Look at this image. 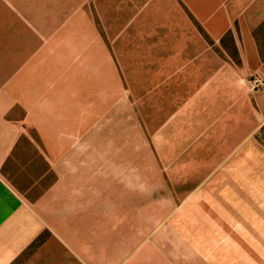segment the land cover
<instances>
[{
  "label": "crops",
  "instance_id": "1",
  "mask_svg": "<svg viewBox=\"0 0 264 264\" xmlns=\"http://www.w3.org/2000/svg\"><path fill=\"white\" fill-rule=\"evenodd\" d=\"M107 62L136 103L106 120L69 130L53 87L32 99L54 77L32 65ZM1 63L32 71L0 73V264H264V0H0ZM22 96L40 142L10 117Z\"/></svg>",
  "mask_w": 264,
  "mask_h": 264
},
{
  "label": "rangeland",
  "instance_id": "2",
  "mask_svg": "<svg viewBox=\"0 0 264 264\" xmlns=\"http://www.w3.org/2000/svg\"><path fill=\"white\" fill-rule=\"evenodd\" d=\"M5 22L6 30L4 34L6 36L12 35L13 31H16L19 34V30L23 29L21 17L19 15H5L3 17ZM18 31V32H17ZM33 68L36 66V70L43 72L45 68L52 70V79L47 80H37L38 83L35 87L37 94L32 96V99H35L36 103L39 105L40 101L45 98L42 93L47 87H53L54 92L52 96H49L47 99H44L40 105H43L47 101V105L52 110H49V117L53 121H58L61 126L64 127L63 122H69V130H72L70 126H75V122L79 121L84 123L86 127L93 125L94 120H106L109 118V115L116 109L120 108V105L125 104H134L136 103V98L128 95L127 90L130 88V81L125 79L124 72L121 69L119 63H101V64H72V63H54V64H38L32 65ZM30 66L28 64H0V73H13L16 70L21 69V72L29 73ZM31 68V67H30ZM63 77V79H61ZM8 80H5L7 83ZM39 82L41 84L39 85ZM28 81L24 79L21 80L22 87H27ZM67 88L62 94L60 86ZM64 88V89H65ZM63 106V109H61ZM65 106L67 109L65 110ZM19 112L11 113L10 117L17 119L20 122V135L25 137L27 141L29 137H32L33 140L40 142L42 136L44 135V130L36 127H29V104L28 97H21V103L19 106ZM37 121H43L45 119V112L40 109L36 112ZM135 116L138 115L137 112L134 113ZM63 129V128H62ZM61 129V130H62ZM29 130H32V133H29ZM60 128L53 127L52 131H49V134L56 135L55 131H59ZM91 131V128H86L85 131ZM260 137L264 142V130L261 132ZM36 143L38 147L37 153L33 156L30 153L29 145L24 144V149L22 150L26 162L29 160L32 162L34 158V164L36 165V178H42L44 175L49 173L53 181L56 180V174L54 170L51 171L50 164L46 160V156L43 150V144ZM140 147L137 148L136 154L134 156L141 155ZM136 162V160H134ZM22 175L29 171L28 167H21L20 169ZM135 171V169H134ZM150 171V170H149ZM155 171V170H154ZM142 182H149V187H159L157 186L160 182L157 175H147L146 177L141 175L133 176L134 184H141ZM146 179V180H145Z\"/></svg>",
  "mask_w": 264,
  "mask_h": 264
},
{
  "label": "built area",
  "instance_id": "3",
  "mask_svg": "<svg viewBox=\"0 0 264 264\" xmlns=\"http://www.w3.org/2000/svg\"><path fill=\"white\" fill-rule=\"evenodd\" d=\"M254 86L256 89H260L264 87V81L261 79L254 80Z\"/></svg>",
  "mask_w": 264,
  "mask_h": 264
}]
</instances>
